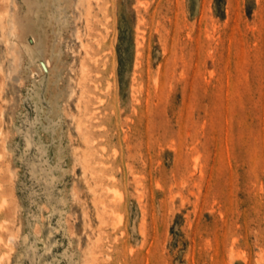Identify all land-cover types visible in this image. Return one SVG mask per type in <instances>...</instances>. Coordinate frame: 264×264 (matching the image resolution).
I'll list each match as a JSON object with an SVG mask.
<instances>
[{
	"label": "rangeland",
	"instance_id": "374dc122",
	"mask_svg": "<svg viewBox=\"0 0 264 264\" xmlns=\"http://www.w3.org/2000/svg\"><path fill=\"white\" fill-rule=\"evenodd\" d=\"M0 264H264V0H0Z\"/></svg>",
	"mask_w": 264,
	"mask_h": 264
},
{
	"label": "bare ground",
	"instance_id": "6f19581e",
	"mask_svg": "<svg viewBox=\"0 0 264 264\" xmlns=\"http://www.w3.org/2000/svg\"><path fill=\"white\" fill-rule=\"evenodd\" d=\"M57 1V0H56ZM36 2V1H35ZM44 2V1H43ZM38 3V2H37ZM29 4H32V3H29ZM40 5V4H39ZM33 6H36V5H33ZM42 6V5H41ZM53 6V5H52ZM40 7V6H39ZM38 7V8H39ZM56 7V6H55ZM37 11V10H36ZM17 13L19 14V11H17ZM31 13H33L32 11H31ZM17 14V15H18ZM30 15V14H29ZM53 15V14H52ZM28 16V15H27ZM35 16H37V15H35ZM19 17V16H18ZM18 19H20V18H18ZM30 19V18H29ZM55 19V18H54ZM33 20V19H32ZM26 21V20H25ZM37 21V20H36ZM29 22V21H28ZM11 23L13 24L14 22H13V20H11ZM20 23V22H19ZM24 23V22H23ZM34 23V22H33ZM10 24V23H9ZM9 26V25H8ZM9 28H10V26H9ZM37 28H38V26H37ZM13 29H15V24H13ZM29 30V29H28ZM7 31V30H6ZM33 31V30H32ZM11 32V31H10ZM29 32V31H28ZM26 34H27V32H26ZM33 35V34H32ZM22 38H24V37H22ZM32 38V37H31ZM12 39V38H11ZM23 40V39H22ZM10 42V41H9ZM15 42V41H14ZM19 43V42H18ZM22 43V42H21ZM20 43V44H21ZM24 43V42H23ZM35 43V42H34ZM11 44V43H10ZM37 44V43H36ZM39 44V43H38ZM5 45V44H4ZM35 45V44H34ZM21 46H23V45H21ZM33 47V46H32ZM34 48V47H33ZM35 48H36V45H35ZM26 51H28L29 49H28V47H27V45H26ZM24 50V49H23ZM7 52H8V50H7ZM22 53V52H21ZM13 54V53H12ZM24 56V55H23ZM30 57V56H29ZM22 60V59H21ZM35 60V59H34ZM11 62H13V61H11ZM31 62V61H30ZM34 62V61H33ZM47 62V61H46ZM49 62V61H48ZM22 63V62H21ZM21 65V64H20ZM23 65V64H22ZM25 67H27V66H25ZM12 68V67H11ZM29 68V67H28ZM56 69V68H55ZM32 82V81H31ZM54 83V82H53ZM32 86V85H31ZM57 88V87H56ZM57 94V93H56ZM30 95V94H29ZM40 95V94H39ZM101 100V99H100ZM41 102V101H40ZM55 102V101H54ZM53 103V102H52ZM55 104V103H54ZM94 116V115H93ZM35 120V119H34ZM32 127V126H31ZM30 128V127H29ZM45 128V127H44ZM43 128V129H44ZM47 129V128H46ZM53 132V131H52ZM43 135V134H42ZM28 136V135H27ZM32 136V135H31ZM50 174V173H49ZM46 176V175H45ZM102 204V203H101ZM29 247V246H28Z\"/></svg>",
	"mask_w": 264,
	"mask_h": 264
}]
</instances>
